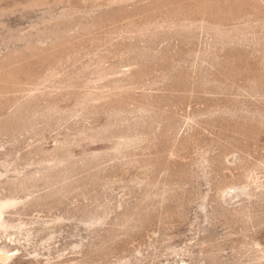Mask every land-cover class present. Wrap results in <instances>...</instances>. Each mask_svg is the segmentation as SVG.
<instances>
[{
	"label": "rangeland",
	"instance_id": "obj_1",
	"mask_svg": "<svg viewBox=\"0 0 264 264\" xmlns=\"http://www.w3.org/2000/svg\"><path fill=\"white\" fill-rule=\"evenodd\" d=\"M0 264H264V0H0Z\"/></svg>",
	"mask_w": 264,
	"mask_h": 264
},
{
	"label": "bare ground",
	"instance_id": "obj_2",
	"mask_svg": "<svg viewBox=\"0 0 264 264\" xmlns=\"http://www.w3.org/2000/svg\"><path fill=\"white\" fill-rule=\"evenodd\" d=\"M11 205H13V203L3 204L0 206V226H3V227L5 226V222L2 220V214H3L4 209Z\"/></svg>",
	"mask_w": 264,
	"mask_h": 264
}]
</instances>
